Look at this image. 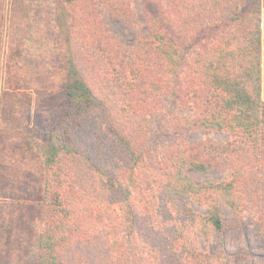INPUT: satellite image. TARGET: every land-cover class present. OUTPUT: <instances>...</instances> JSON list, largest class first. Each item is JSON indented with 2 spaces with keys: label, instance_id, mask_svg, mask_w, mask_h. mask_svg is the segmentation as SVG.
Wrapping results in <instances>:
<instances>
[{
  "label": "trees",
  "instance_id": "obj_1",
  "mask_svg": "<svg viewBox=\"0 0 264 264\" xmlns=\"http://www.w3.org/2000/svg\"><path fill=\"white\" fill-rule=\"evenodd\" d=\"M57 29L65 103L46 138L36 264H214L195 241L213 234L228 264L240 256L223 208L264 236L262 1L60 0ZM216 170L227 177L194 175Z\"/></svg>",
  "mask_w": 264,
  "mask_h": 264
},
{
  "label": "rangeland",
  "instance_id": "obj_2",
  "mask_svg": "<svg viewBox=\"0 0 264 264\" xmlns=\"http://www.w3.org/2000/svg\"><path fill=\"white\" fill-rule=\"evenodd\" d=\"M60 0H0V264H36L38 234L43 228V210L38 196L45 181L46 138L64 110L60 62L64 43L57 29ZM112 31L127 45L134 34L118 21L107 18ZM22 52V56L16 53ZM194 114V110H191ZM168 112L153 119L152 146L160 150L166 139L158 135ZM195 142H227L223 133L199 132ZM14 152L19 172L6 171ZM8 156V157H7ZM12 158V157H10ZM11 169L8 167L7 170ZM200 181L227 177L221 170L194 172ZM197 211L206 208L195 205ZM228 222V264H264V236L249 217L236 225L223 208ZM215 264L218 237H196Z\"/></svg>",
  "mask_w": 264,
  "mask_h": 264
},
{
  "label": "crops",
  "instance_id": "obj_3",
  "mask_svg": "<svg viewBox=\"0 0 264 264\" xmlns=\"http://www.w3.org/2000/svg\"><path fill=\"white\" fill-rule=\"evenodd\" d=\"M262 1V31H263V37H262V54H263V89H262V93H263V98H264V0ZM14 152H12L11 156H7V163H6V171L7 172H13V175L17 172H19V167L17 166L19 161H17V158L14 159ZM12 157V158H10ZM8 167H10L11 169L7 170Z\"/></svg>",
  "mask_w": 264,
  "mask_h": 264
}]
</instances>
